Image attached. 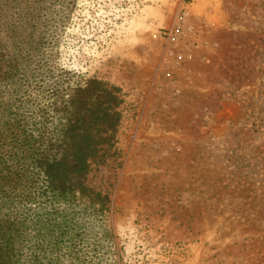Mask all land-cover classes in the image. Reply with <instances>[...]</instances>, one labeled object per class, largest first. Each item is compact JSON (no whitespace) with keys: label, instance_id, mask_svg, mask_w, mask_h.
<instances>
[{"label":"rangeland","instance_id":"rangeland-1","mask_svg":"<svg viewBox=\"0 0 264 264\" xmlns=\"http://www.w3.org/2000/svg\"><path fill=\"white\" fill-rule=\"evenodd\" d=\"M20 4L56 66L124 100L115 153L87 177L107 208L76 217L92 232L62 264H264V0Z\"/></svg>","mask_w":264,"mask_h":264},{"label":"trees","instance_id":"trees-1","mask_svg":"<svg viewBox=\"0 0 264 264\" xmlns=\"http://www.w3.org/2000/svg\"><path fill=\"white\" fill-rule=\"evenodd\" d=\"M4 3L0 264H62L61 244L75 248L76 237L92 232L84 217H76H101L107 208V195L90 188L87 177L91 164L115 153L123 94L56 66L36 8L17 10L20 0ZM65 253L67 260H79Z\"/></svg>","mask_w":264,"mask_h":264}]
</instances>
